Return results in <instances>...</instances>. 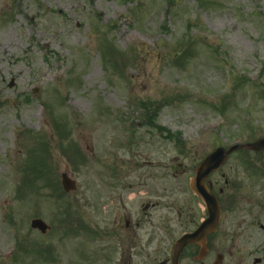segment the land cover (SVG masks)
<instances>
[{"label":"rangeland","instance_id":"1","mask_svg":"<svg viewBox=\"0 0 264 264\" xmlns=\"http://www.w3.org/2000/svg\"><path fill=\"white\" fill-rule=\"evenodd\" d=\"M254 90L264 91V0H0V264L13 263L17 241L29 243L32 218L46 222L54 211L42 198L49 199L47 191L20 195L32 180L24 178L36 176L27 167L35 150L49 153L38 157H50L56 186L63 171L81 187L94 186L121 160L149 161L154 168L144 170L161 178L181 164L184 185L214 144L264 133V95L249 106L255 130H245L249 123L239 117L246 101H257ZM150 104L161 105L149 114ZM127 137L128 153L98 151ZM60 138L77 148L62 152ZM245 173L238 169L246 194L247 182L260 177L243 180ZM216 179L220 186V174ZM38 239L51 243L50 236ZM77 245L76 237L65 241L60 264L96 250V243Z\"/></svg>","mask_w":264,"mask_h":264},{"label":"flooded vegetation","instance_id":"2","mask_svg":"<svg viewBox=\"0 0 264 264\" xmlns=\"http://www.w3.org/2000/svg\"><path fill=\"white\" fill-rule=\"evenodd\" d=\"M261 137L264 136L258 135L257 139ZM248 152L244 151V154H252L253 157L247 156V163L262 168L264 172V152ZM236 162L237 159L234 160V163ZM222 177L224 179L221 188L223 203L220 228L206 238L207 255L203 260L195 261L196 248L187 246L179 255L178 264H211L212 254L218 251L223 255L221 264L229 263V242L230 239L233 240L229 235V221L234 215L232 213L236 212V207L232 205L233 201L228 202L227 196L234 191L236 179L229 181L225 173ZM119 188L117 197L112 198L116 201L112 205V217L108 222L100 219L98 227L94 229V237L101 243L98 254L102 264H171V247L176 238L191 232L197 226L193 202L188 199L170 198L172 191L166 190L165 187L158 189L156 181L128 182V185ZM209 188L213 190V181H209ZM260 191L257 192V198L247 196L248 207L242 206L240 211L241 217L245 219L243 225H240L241 246L254 242L260 230L264 229L260 223L264 214V186ZM127 198L128 209L125 207ZM174 220L185 226L184 230L177 234L171 233L169 229Z\"/></svg>","mask_w":264,"mask_h":264},{"label":"water","instance_id":"3","mask_svg":"<svg viewBox=\"0 0 264 264\" xmlns=\"http://www.w3.org/2000/svg\"><path fill=\"white\" fill-rule=\"evenodd\" d=\"M249 147L251 149H264V140L249 145ZM222 152V150H217L210 156L206 157L203 163L196 170V176L193 178L190 188L204 201L208 212V218L193 235H188L182 238L179 242V249H181L186 243H194L203 246L204 235L206 233L213 232L216 228L220 214L219 207L215 198L209 195L204 189V181L209 173L218 169V167H220L223 163L225 156ZM62 185L66 191L74 189L73 183L64 176H62ZM31 226L44 230V226L38 220L32 221ZM214 264H219V259Z\"/></svg>","mask_w":264,"mask_h":264}]
</instances>
